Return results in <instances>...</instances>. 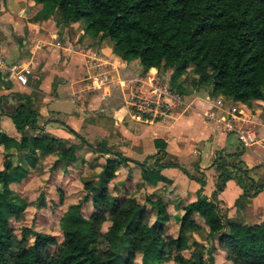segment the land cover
<instances>
[{"label": "trees", "instance_id": "1", "mask_svg": "<svg viewBox=\"0 0 264 264\" xmlns=\"http://www.w3.org/2000/svg\"><path fill=\"white\" fill-rule=\"evenodd\" d=\"M30 1L43 6L44 19L59 12L65 24L83 21L88 34L109 38L116 55L127 63L139 60L144 73L171 70L170 86L180 95L188 91L180 81L189 73L197 78L194 88H209L213 96L243 105L264 103V0ZM20 102L10 116L20 140L0 131V264H137L138 260L140 264H217L215 254L221 251L228 264H264V221H232L218 205V196L228 182L238 175L247 178V170L241 168L242 153L217 155L214 166L219 175L211 200L202 194L204 180L196 179L202 189L178 218L177 237L167 234L172 218L162 199L147 197L142 204L135 198L137 189L124 198L110 193L116 172L131 161L120 154L106 160L96 181L85 182L87 194L75 206L81 216L86 203L93 206L84 226H62L61 243L29 228L17 236L11 220L22 214L25 203L14 198L10 185L22 183L29 174L22 160L35 166L40 154L63 148L62 142L49 134L26 136L27 129H39V113L34 99L20 96ZM155 144L159 149L155 168L147 171L141 164L143 180L152 185L166 181L162 169L177 167L160 165L167 144L162 140ZM93 148L107 153L101 146ZM76 150L73 145L61 151L59 157L66 167L76 161ZM15 153L19 163L14 162ZM244 190L240 199L256 197L264 186L252 184ZM195 216L208 228L207 244L197 240L203 227ZM188 250L192 251L190 257L184 254Z\"/></svg>", "mask_w": 264, "mask_h": 264}, {"label": "crops", "instance_id": "2", "mask_svg": "<svg viewBox=\"0 0 264 264\" xmlns=\"http://www.w3.org/2000/svg\"><path fill=\"white\" fill-rule=\"evenodd\" d=\"M42 10V5L30 0H0V54L8 63L20 64L29 79L23 86L0 72L2 133L8 130L6 135L20 140L17 130L7 126V118L11 119L20 105V96L34 99L39 129H27L26 136L49 134L65 148L76 145L78 162L74 168L98 160L99 174L106 160L117 158L115 154L131 160L116 172L109 184L110 193L111 188L117 192L133 186L140 203L145 204L147 197L162 199L176 221L184 215V208L198 199L202 185L196 179L204 180L202 194L212 199L218 179L214 166L217 155L242 153L241 167L247 170V178L238 175L228 182L218 196V205L228 219L242 224L264 215V191L256 197L240 199L244 187L264 186V177L257 178L254 173L264 153L262 111H255L252 104L213 96L206 88V98L188 100L183 96L181 105L161 121L138 118L132 111L131 98L148 95L152 76L164 81L170 72L151 69L144 73L139 60L123 61L115 53V44L102 35L88 34L83 21L65 24L59 12L44 19ZM227 124H232L233 132L225 130ZM239 130L252 133L256 143L245 147ZM230 136L237 138L241 150H236L239 145L234 151L228 150ZM156 140L167 144L166 157L160 165L177 167L162 169L161 176L166 181L152 185L143 180L141 164L147 171L155 168L159 157ZM93 146H101L107 153ZM174 176L181 177L187 188H180ZM198 220L207 228L202 219L203 224Z\"/></svg>", "mask_w": 264, "mask_h": 264}, {"label": "rangeland", "instance_id": "3", "mask_svg": "<svg viewBox=\"0 0 264 264\" xmlns=\"http://www.w3.org/2000/svg\"><path fill=\"white\" fill-rule=\"evenodd\" d=\"M170 73L166 76L165 80L162 81L165 84L170 86L171 78L173 72L170 70ZM166 72H163V74ZM156 75L152 76V79H156ZM151 79V78H150ZM197 79L193 74H186L181 79V84L185 88H188L187 92L182 97H187L188 100L193 99L194 97L206 98V88H194L192 86L193 81ZM255 111L263 112L262 102H253L251 103ZM260 112L262 118H264V113ZM257 114V112H255ZM8 127L11 126L15 131V125L10 118H7ZM232 124H228L229 129L225 127L227 132H233V129L230 128ZM8 134V130H6ZM264 133V132H263ZM9 135V134H8ZM239 145V142L235 136H230V139L227 143V148L230 151H234ZM64 147L61 146L56 148L55 152L52 154H40L37 157V162L35 166H30L25 160H22L25 167L29 170L27 178H25L20 184H11L10 189L14 195V198L23 200L25 203V208L22 214L18 218H13L11 220V227L15 230L17 236L20 237L23 228H29L33 232H40L54 236L59 243L63 241V233L61 231L62 226L67 228H77L79 226L85 225V217H90L93 213V206L91 202L86 203L82 207L81 213L83 216L76 211L75 206L81 203L84 197L87 194L85 189V182L91 180H97L100 166L98 165V160L94 161L95 163H90L89 165L81 164L77 165L74 168V165L78 162V159L70 167H66V162L61 161L59 155L63 151ZM241 146L236 150H241ZM2 151L0 150V155ZM14 162L19 163L18 154L13 156ZM4 160L1 156V161ZM233 162L234 160H229ZM3 163V162H2ZM258 169L256 170L255 176L257 178L264 177V153L260 160L257 161ZM65 166V167H64ZM72 167V168H71ZM70 168V169H69ZM242 168V167H241ZM244 168V166H243ZM180 176H185L184 173L178 171ZM219 175V174H218ZM174 179L178 181L180 188H187V183L181 181V177L178 179L174 176ZM186 187V188H185ZM135 188L123 187L121 191L114 192L111 188V194L113 196H121L124 198L130 193H134ZM254 192V191H251ZM135 193V195H137ZM143 196V194H140ZM264 195V192L263 194ZM225 200H227L225 198ZM173 216V215H171ZM172 218V217H171ZM264 215H261L259 218L251 219L249 224L260 223L264 221ZM198 220V219H196ZM154 219H152V222ZM201 224L203 221L198 220ZM107 224L104 227V230L107 229ZM179 231V226L175 218H172L168 223L167 234L177 237ZM197 236V235H196ZM208 229L203 227V231L197 236V240L208 243ZM33 242V238L30 239ZM222 252V251H221ZM215 254L217 264H228L226 260V255L224 253ZM184 254L188 257L191 256L192 251H185ZM118 264H122V261ZM137 264H140L138 260ZM166 264H175L169 262Z\"/></svg>", "mask_w": 264, "mask_h": 264}, {"label": "built area", "instance_id": "4", "mask_svg": "<svg viewBox=\"0 0 264 264\" xmlns=\"http://www.w3.org/2000/svg\"><path fill=\"white\" fill-rule=\"evenodd\" d=\"M0 72L7 75L12 81H17L23 86L29 83L26 70L15 63H8L0 54ZM104 81L108 78L104 77ZM151 91L145 96H133L130 101L135 116L149 121H161L167 118L170 111L182 103V96L174 91L171 86L159 79H152ZM225 123V121H224ZM226 128L229 129L228 124ZM231 130L233 128H230ZM226 130V129H225ZM234 131V129H233ZM239 139L245 147H251L256 143L254 136L249 131H238Z\"/></svg>", "mask_w": 264, "mask_h": 264}]
</instances>
